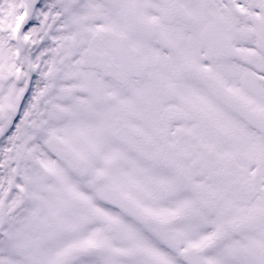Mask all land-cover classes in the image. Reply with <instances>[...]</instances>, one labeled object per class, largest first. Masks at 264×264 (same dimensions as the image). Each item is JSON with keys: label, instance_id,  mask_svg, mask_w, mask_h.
I'll list each match as a JSON object with an SVG mask.
<instances>
[{"label": "snow or ice", "instance_id": "snow-or-ice-1", "mask_svg": "<svg viewBox=\"0 0 264 264\" xmlns=\"http://www.w3.org/2000/svg\"><path fill=\"white\" fill-rule=\"evenodd\" d=\"M0 264H264V0H0Z\"/></svg>", "mask_w": 264, "mask_h": 264}]
</instances>
